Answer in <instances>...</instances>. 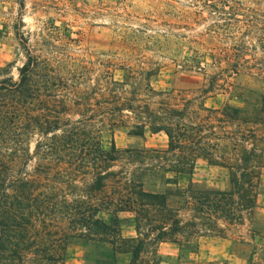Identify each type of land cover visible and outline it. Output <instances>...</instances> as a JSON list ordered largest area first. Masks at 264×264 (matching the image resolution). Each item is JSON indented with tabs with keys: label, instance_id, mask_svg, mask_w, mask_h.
I'll use <instances>...</instances> for the list:
<instances>
[{
	"label": "trees",
	"instance_id": "obj_1",
	"mask_svg": "<svg viewBox=\"0 0 264 264\" xmlns=\"http://www.w3.org/2000/svg\"><path fill=\"white\" fill-rule=\"evenodd\" d=\"M209 2L205 7L223 10V1ZM24 50L17 78L10 65L0 67V264H66L72 242L100 250L91 264H118L125 254L127 264H156L144 255L161 243L194 252L202 236L242 238L264 169L262 103L238 95L248 107L208 108L203 100L224 86L210 80L201 96L189 98L141 84L130 67L121 69L123 80L105 70L83 85L77 65L68 72L40 65L39 55ZM243 55L237 49L231 57L238 62ZM243 64L217 65L218 73L250 68ZM118 127L132 136L163 133L167 148L119 149ZM200 160L227 169L230 189L192 181L179 189ZM145 176L175 191L148 189ZM120 214L131 216L135 237L122 236ZM39 223L53 230L49 240L34 234Z\"/></svg>",
	"mask_w": 264,
	"mask_h": 264
},
{
	"label": "rangeland",
	"instance_id": "obj_2",
	"mask_svg": "<svg viewBox=\"0 0 264 264\" xmlns=\"http://www.w3.org/2000/svg\"><path fill=\"white\" fill-rule=\"evenodd\" d=\"M214 1H223L221 12L205 7L203 0H0V67L10 65L17 78L27 45L40 56V65L67 72L80 67L83 85L94 84L105 70L123 80L121 69L130 67L141 84L155 91H181L189 98L201 96L200 90L210 80L224 86L203 100L208 108H220L226 102L248 107L238 95L264 106V45L260 44L264 0L209 3ZM237 49L244 52L238 62L231 57ZM242 63L250 68H240L237 74L218 73L217 65ZM114 141L119 149L167 148L163 133L132 136L128 127L116 128ZM29 146L33 153L34 140ZM34 167L35 161H30L27 172ZM143 180L148 189L154 184L159 191H175L174 186H164L161 178L145 176ZM189 181L207 189L231 187L227 169L203 160L192 176L179 179V189H186ZM119 221L123 237L136 236L129 214H120ZM52 231L47 223H39L34 234L49 240ZM253 232L264 236V169L252 220L239 231L242 238L202 236L194 252L161 243L148 249L144 259L156 264H264V239L252 238ZM67 252L66 264H91L100 250L72 242ZM128 262V255L119 256L118 264Z\"/></svg>",
	"mask_w": 264,
	"mask_h": 264
}]
</instances>
